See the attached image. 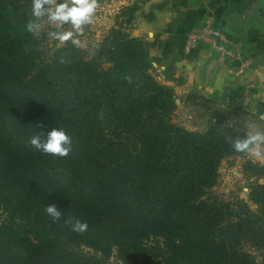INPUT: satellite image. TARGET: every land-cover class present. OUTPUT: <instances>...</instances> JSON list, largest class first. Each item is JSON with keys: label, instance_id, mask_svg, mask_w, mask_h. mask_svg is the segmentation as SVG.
I'll return each instance as SVG.
<instances>
[{"label": "trees", "instance_id": "1", "mask_svg": "<svg viewBox=\"0 0 264 264\" xmlns=\"http://www.w3.org/2000/svg\"><path fill=\"white\" fill-rule=\"evenodd\" d=\"M30 5L0 0V264H264V185L250 187L253 208L214 193L221 162L245 156L231 141L247 136L195 94L184 105L203 108L205 125L174 122L170 89L124 31L139 4L122 8L126 20L92 50L68 41L49 54L25 30ZM53 127L72 138L67 157L28 144ZM245 167L264 178L260 165ZM69 218L87 231L73 232Z\"/></svg>", "mask_w": 264, "mask_h": 264}, {"label": "crops", "instance_id": "2", "mask_svg": "<svg viewBox=\"0 0 264 264\" xmlns=\"http://www.w3.org/2000/svg\"><path fill=\"white\" fill-rule=\"evenodd\" d=\"M139 6L132 36L145 43L164 86L264 121V0H141ZM213 32L220 39L205 36Z\"/></svg>", "mask_w": 264, "mask_h": 264}, {"label": "rangeland", "instance_id": "3", "mask_svg": "<svg viewBox=\"0 0 264 264\" xmlns=\"http://www.w3.org/2000/svg\"><path fill=\"white\" fill-rule=\"evenodd\" d=\"M97 2L98 8L94 22L86 26L83 34H77L75 37L80 41L79 45L76 46L88 51L92 50L97 41L107 34L112 27H116L119 25L118 23L126 20V17H118L122 8L129 7L128 5H132L133 3L140 4L141 0H136L134 2H132V0H97ZM52 30H55L54 26L46 25L40 32L36 33L37 37L41 41V44L45 46V52L48 54L49 51L54 48V46L59 47L60 45L64 44L54 41L50 38L48 33ZM63 30L68 31L71 30V28L70 26L66 25ZM124 31L132 37V28L126 27L124 28ZM143 44L146 49L144 42ZM149 60L152 65L150 69V75L152 76L153 80L163 85L160 82V80H162V73L155 70L153 61L150 59V57ZM168 88L170 89L177 105V108L174 112V122L179 127L187 130H201L206 121V118L203 117L205 110H203V108L196 109L193 107H186L184 105V100L186 97L179 96L180 94H178L174 88ZM210 107L211 110L220 109L222 111H226L225 117H219L215 121L227 124L236 129L238 132L245 133L246 136L257 129L264 131V121L260 120L259 116H248L236 108L229 109L230 107L228 106H221L215 103ZM234 110L237 112H233ZM262 148H264V146H262ZM247 163L260 165L264 168V159H257L256 157L246 153L245 156H231L225 158L219 167V180L218 185L214 189V193L217 197L224 201H231V203H237L241 201L243 203H247L253 208L254 206L249 200L250 187L256 183L264 185V178L257 180L256 177L251 175L252 171L246 172L245 165ZM246 250L250 252L257 261H260L263 258L260 252H257L250 245L246 246Z\"/></svg>", "mask_w": 264, "mask_h": 264}, {"label": "clouds", "instance_id": "4", "mask_svg": "<svg viewBox=\"0 0 264 264\" xmlns=\"http://www.w3.org/2000/svg\"><path fill=\"white\" fill-rule=\"evenodd\" d=\"M97 8V0H31V19L26 23L25 30L35 34L46 25L54 26L55 30L48 33L52 40L60 43L71 40L73 45H79L80 41L75 37L77 34H83L86 26L94 22ZM66 25L70 26L71 30H63ZM60 62L64 63V60L61 59ZM231 142L235 152L264 159V131L257 129L247 137L235 138ZM28 144L37 152L58 158L67 157L72 151V138L63 128L57 127L46 133L32 135ZM44 211L53 222H59L63 217V212L56 204H49ZM63 222L76 233H83L88 229L86 222L76 218Z\"/></svg>", "mask_w": 264, "mask_h": 264}, {"label": "built area", "instance_id": "5", "mask_svg": "<svg viewBox=\"0 0 264 264\" xmlns=\"http://www.w3.org/2000/svg\"><path fill=\"white\" fill-rule=\"evenodd\" d=\"M208 39H210V38H219L220 39V37L216 34V33H206V35H205ZM222 39V38H221ZM195 41H196V39L195 38H193V37H190V43H195Z\"/></svg>", "mask_w": 264, "mask_h": 264}]
</instances>
